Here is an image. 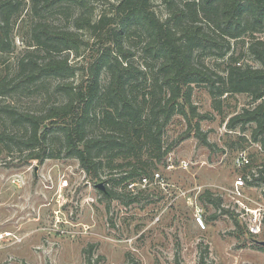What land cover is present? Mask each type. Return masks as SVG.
Returning a JSON list of instances; mask_svg holds the SVG:
<instances>
[{
  "label": "rangeland",
  "instance_id": "obj_1",
  "mask_svg": "<svg viewBox=\"0 0 264 264\" xmlns=\"http://www.w3.org/2000/svg\"><path fill=\"white\" fill-rule=\"evenodd\" d=\"M24 1L21 13L10 20L9 49H0V87L9 89L0 94V264H264V246L259 244L264 242V210L259 235H251L241 217L244 209H264V148L251 139L254 124L244 130L240 125L233 130L226 127L234 114L257 105L249 94L222 98L218 100L221 108L216 110L207 87H193L192 106L204 118L173 116L162 137L164 147L173 145L172 149L162 159L151 160L147 174L132 180L120 182L130 170L126 164L132 157L116 158L111 168L105 159L110 154L105 152L99 157L104 160L99 179L91 180L76 159L63 156L60 135L48 141L52 158L42 164L24 162L28 152L19 140L28 134V128L15 124L14 113L41 117L51 106L64 104L66 97L56 90L57 85L84 79L100 46L99 40L74 27L79 10L75 5L57 2L48 10L38 7L37 13ZM100 5L98 0H90L89 13L96 16ZM152 7L165 20L166 7L158 0ZM39 24L78 32L82 40L79 54L63 52L53 58L65 57L83 70L69 79L42 78L31 85L21 82L18 67L26 57L38 62L48 57L34 46L31 36ZM248 41L247 35L230 40V52L235 58L242 54L241 61L257 68L259 64L244 52ZM132 49L135 67L151 64L141 54L140 44ZM200 60L223 75L226 60L207 52ZM100 77L104 85L106 73ZM150 79L140 87V101L150 98ZM141 105L146 114L151 103ZM94 113L100 116V108ZM195 123L211 147L196 138ZM88 130L94 136L100 133L95 125ZM240 152L249 160L242 170L234 164ZM143 157L146 160L145 154ZM182 162L187 163L186 168ZM156 172L162 181H154ZM237 176L247 185L251 181L257 185H248L244 197L233 201L226 198V191ZM144 177L148 180L145 187L140 184ZM99 183L103 190L97 187ZM108 192L113 193L112 198L104 195ZM198 209L205 229L195 222Z\"/></svg>",
  "mask_w": 264,
  "mask_h": 264
},
{
  "label": "trees",
  "instance_id": "obj_2",
  "mask_svg": "<svg viewBox=\"0 0 264 264\" xmlns=\"http://www.w3.org/2000/svg\"><path fill=\"white\" fill-rule=\"evenodd\" d=\"M153 1L98 0L100 9L93 16L89 13L90 0H27L35 12H39L38 7L48 10L57 2L75 5L80 11L73 21L74 27L99 40L100 46L84 79L76 84L57 85L56 90L66 97L64 104L51 106L41 117L13 112L15 124L28 128V134L19 140L28 152L24 162L42 164L52 158L48 141L60 135L63 156L76 159L91 180L99 179L104 162L99 158L102 152L110 154L105 159H109L107 166L111 168L116 158L132 157L126 164L130 170L120 182L141 177L148 173L151 160L162 159L172 149L173 145L164 147L162 137L173 116L204 118L192 106L195 86L207 87L216 110L221 108L218 100L222 98L251 95L257 105L234 114L226 127L233 130L240 125L244 130L245 126L254 124L251 139L264 148V0H158L166 7L165 20L154 11ZM24 4V0H0L2 51L9 49L6 41L10 20L21 13ZM245 35L249 41L244 52L259 64L257 68L241 61L242 54L235 58L230 52V40L239 41ZM31 36L34 46L48 57L42 62L26 57L19 64L23 84L31 85L49 77L69 79L83 70L69 64L65 57L53 58L63 52L79 54L82 40L78 32L56 31L39 24L33 27ZM136 38L138 42L134 43ZM139 44L141 54L151 63H146L143 69L132 63V48ZM205 52L227 61L223 75L201 62ZM102 73L108 77L104 85ZM149 78L150 98L143 97L140 101V87ZM0 88V94L9 92L3 86ZM148 102L151 105L145 114L141 103ZM97 108L100 116L94 113ZM93 125L100 129L99 135L94 136L88 130ZM192 129L202 145L211 147L199 123ZM104 195L113 197L111 192ZM204 197H209V193Z\"/></svg>",
  "mask_w": 264,
  "mask_h": 264
},
{
  "label": "built area",
  "instance_id": "obj_3",
  "mask_svg": "<svg viewBox=\"0 0 264 264\" xmlns=\"http://www.w3.org/2000/svg\"><path fill=\"white\" fill-rule=\"evenodd\" d=\"M234 164H235L236 169H238V170H242V169H245L246 167H248L249 160H248V158L244 152H240L236 155V157L234 159ZM182 167L186 168L187 163L182 162ZM154 181H159V182L162 181V177H161L160 173L156 172L154 174ZM140 184L143 187H145L148 184L147 178L146 177L142 178ZM248 185L255 188L257 183H256V181H254V182L251 181L248 183ZM248 185L245 183L242 176H237L234 179L232 185L227 189L226 198L228 197L230 200L239 201L240 199H242L244 197V194H245V191H246V188ZM134 186H135V184H133V183L130 185V189L132 192L135 191ZM263 210L264 209H261V208L244 209L243 213H241V215H242L241 217L243 219V222H244V225L246 226L247 231L253 236L259 235L261 233ZM201 212H202L201 209H198L196 211L194 219H195L196 224L201 229H205V224H204V220H203Z\"/></svg>",
  "mask_w": 264,
  "mask_h": 264
},
{
  "label": "water",
  "instance_id": "obj_4",
  "mask_svg": "<svg viewBox=\"0 0 264 264\" xmlns=\"http://www.w3.org/2000/svg\"><path fill=\"white\" fill-rule=\"evenodd\" d=\"M97 187H99V188L102 189V190L104 189L102 183H99V184L97 185ZM259 244H260V246H264V242H260Z\"/></svg>",
  "mask_w": 264,
  "mask_h": 264
}]
</instances>
